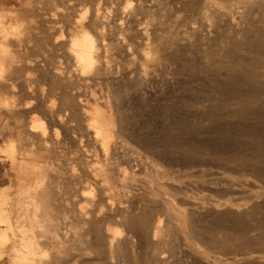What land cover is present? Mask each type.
<instances>
[{
  "label": "rangeland",
  "instance_id": "374dc122",
  "mask_svg": "<svg viewBox=\"0 0 264 264\" xmlns=\"http://www.w3.org/2000/svg\"><path fill=\"white\" fill-rule=\"evenodd\" d=\"M0 107L8 264H264V0H2Z\"/></svg>",
  "mask_w": 264,
  "mask_h": 264
},
{
  "label": "bare ground",
  "instance_id": "6f19581e",
  "mask_svg": "<svg viewBox=\"0 0 264 264\" xmlns=\"http://www.w3.org/2000/svg\"><path fill=\"white\" fill-rule=\"evenodd\" d=\"M82 20V19H81ZM80 22V21H79ZM85 35V34H84ZM77 40V39H76ZM95 43V42H94ZM74 46H76V47H78L79 49L77 50L78 52V56H79V61L82 63V65L83 66H86V67H92V65H93V58H92V52H91V43L90 42H88L85 38H82V39H79V40H77V41H75L74 42ZM94 48V47H93ZM95 61V60H94ZM85 69H87V68H85ZM94 71V70H93ZM85 77V76H84ZM229 117H231V118H237V115H229ZM101 120H102V118H101ZM96 121V120H95ZM95 121H93L92 123H94ZM97 122V121H96ZM96 122H95V124H96ZM102 122V121H101ZM95 124H93L95 127L97 126V124L95 125ZM103 124V123H102ZM104 124H106V123H104ZM108 124V123H107ZM232 125V124H231ZM248 126H250V125H248ZM38 127V126H37ZM93 127V126H92ZM106 127V126H105ZM114 128V127H113ZM116 128V127H115ZM114 128V129H115ZM41 129V128H40ZM110 129V128H109ZM95 131V130H94ZM102 131V130H101ZM101 131H100V133H101ZM95 132H98L99 133V131H95ZM98 133H95L96 135H98ZM99 133V135H101ZM112 133V132H111ZM111 133H109V134H111ZM114 133V132H113ZM230 133V132H229ZM103 135V134H102ZM106 135V134H105ZM109 136V135H108ZM253 136H254V132L250 129V131L248 132H246L245 133V135H244V137L243 138H246V139H250V140H252L253 139ZM98 137V136H97ZM253 141V143H248V147H249V149H251V150H253V149H258V143H257V140H252ZM113 142V141H112ZM240 143H241V139H240V142H238V146H240ZM235 145H236V143H235ZM237 146V147H238ZM247 147V148H248ZM239 149V151H237V152H235V153H233V154H231V156L229 157V159H230V162H236V160H239L240 158H241V156L239 155L240 153L239 152H243V151H246V150H248V149ZM250 151V150H249ZM249 159L250 160H254V161H263L264 162V158L262 157V155H256V156H254V157H252V156H250L249 157ZM256 169V168H255ZM261 171V173H262V170H260ZM40 186V185H39ZM38 188V187H37ZM36 188V189H37ZM40 189V188H39ZM32 190V189H31ZM232 190V189H231ZM38 191V190H37ZM40 192H41V190H39ZM34 192V191H33ZM35 192H36V190H35ZM240 192V191H239ZM264 192V191H263ZM39 194H41V193H39L38 192V196H39ZM92 194V193H91ZM5 195V194H4ZM3 195V196H4ZM31 195V194H30ZM34 195V194H33ZM32 196V195H31ZM35 196H36V194H35ZM29 198H33V197H29ZM39 198V197H38ZM34 199V198H33ZM36 199V198H35ZM264 200V199H263ZM33 201H31V203H32ZM35 203H37V201H35ZM33 204V203H32ZM31 204V205H32ZM34 205V204H33ZM33 205H32V207H33ZM37 205H40V204H37ZM262 205H263V207H264V201H263V203H262ZM262 207V206H261ZM261 207H259V208H261ZM262 207V208H263ZM258 208V207H257ZM35 209V208H34ZM255 209H256V207H250L249 208V210L252 212H254L255 213ZM232 211V210H231ZM38 213H39V211H38ZM234 213H236V215H237V217H240V216H242V215H244L245 213L243 212V211H232L230 214H234ZM34 215V214H33ZM33 219H34V217H33ZM36 219V218H35ZM34 221V220H33ZM38 221V220H37ZM15 226V225H14ZM35 227V226H34ZM43 227V226H42ZM42 227H40V228H42ZM162 228V226H161V224L158 222V227H156V230L154 231V237H156L157 236V233H158V231H159V228ZM160 234V233H159ZM158 234V235H159ZM2 237V236H1ZM4 237V236H3ZM35 245V244H34ZM24 255V254H23ZM27 257V256H26ZM18 262V261H17ZM19 263V262H18Z\"/></svg>",
  "mask_w": 264,
  "mask_h": 264
},
{
  "label": "crops",
  "instance_id": "0c3cea01",
  "mask_svg": "<svg viewBox=\"0 0 264 264\" xmlns=\"http://www.w3.org/2000/svg\"><path fill=\"white\" fill-rule=\"evenodd\" d=\"M2 4V0H0V5ZM2 108L0 107V136L2 135L3 132H6L7 128L9 127L10 123L8 119L4 116H2ZM4 115V114H3ZM5 143V142H3ZM2 159H0V196L2 193L6 195V189H7V184L2 183V181H5L8 176V171L6 168L1 169L2 167ZM7 196V195H6ZM2 229L0 228V234H1ZM0 264H8L7 258L6 257H0Z\"/></svg>",
  "mask_w": 264,
  "mask_h": 264
}]
</instances>
